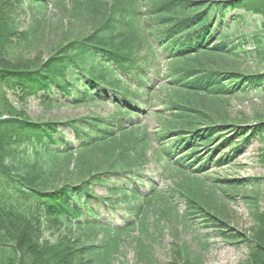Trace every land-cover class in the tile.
Masks as SVG:
<instances>
[{
  "label": "trees",
  "instance_id": "obj_1",
  "mask_svg": "<svg viewBox=\"0 0 264 264\" xmlns=\"http://www.w3.org/2000/svg\"><path fill=\"white\" fill-rule=\"evenodd\" d=\"M63 3L0 0V264H120L125 235L138 230L149 211L162 217L152 200L157 195L168 206L179 201L191 226L211 230L204 243L218 238L245 250L238 264H264V178L233 185L255 190L259 206L251 227L237 231L180 189H156L141 152L146 141L162 140V170L203 173L230 165L255 141L264 143V120L218 122L191 101L169 100L171 128L128 137L147 111V95L166 75V85L201 97V106L264 90V0ZM49 6L56 11L47 20L57 25L56 34L39 49L44 59L28 61L41 47L36 42L44 19L24 30L20 19ZM252 54L260 69L252 75L226 64ZM159 63H172L161 79ZM7 93L49 110L106 104L113 112L35 122L21 118ZM49 225L64 232L56 242L44 237ZM99 233L104 237L97 241ZM156 242L147 233L136 238L132 264H156ZM187 264H202V258H187Z\"/></svg>",
  "mask_w": 264,
  "mask_h": 264
},
{
  "label": "rangeland",
  "instance_id": "obj_2",
  "mask_svg": "<svg viewBox=\"0 0 264 264\" xmlns=\"http://www.w3.org/2000/svg\"><path fill=\"white\" fill-rule=\"evenodd\" d=\"M67 6L70 0H63ZM108 2L109 0H103ZM56 13L55 8L47 7L45 12L35 14V16L26 15L20 19L21 30L33 24L35 18L42 17L43 26L36 42V46H41L38 51L33 49L27 55V60H35L37 57L44 59L42 47L47 45L56 34L57 25L55 22H48L50 15ZM48 22V23H47ZM57 40V39H55ZM257 57L253 54L246 61L240 63L232 61L226 63L228 68H232L239 73L252 75L260 69L257 65ZM170 64L159 63V77L169 72ZM162 73V74H161ZM169 76L166 75L162 80L164 84L156 86L150 94L147 95V111H143V115L139 118L140 125L128 135L129 140L142 136L144 133L156 135L165 129L171 128V113L167 107L169 100L173 102L184 103L191 101L197 106L202 107L205 112L213 114L218 122L241 123L254 125L257 121L264 120V90L259 93L248 94L242 97L219 98L215 103L205 104L201 106L200 98L187 94L181 90H174L172 86L165 83ZM139 95H141L139 93ZM142 96V95H141ZM6 99L11 105L22 113L21 118L31 121H67L72 118L82 117L88 114H110L113 112L111 105H86L82 107H61L60 109L49 110L38 108L37 103L28 101L21 103L18 99L7 93ZM213 98H208L210 101ZM146 111V112H145ZM164 141L150 140L142 144V154L146 158L145 174L153 180L154 186L160 191L169 189L170 187L180 189V192L186 198L195 202L196 205L206 211L214 219H218L224 226L231 229L245 232L252 225V215L260 208L264 209L263 203L257 206L255 190L234 188L236 181L257 180L264 178V143L255 141L250 144L243 154L235 159L230 165L218 168L214 167L203 173H195L189 176L188 173H177L173 168L161 169L158 164L160 149ZM112 148L115 145H111ZM110 148V147H109ZM67 164V163H65ZM238 184V183H237ZM264 195V187L260 189ZM99 196L105 197V194L98 192ZM228 196L235 197L229 199ZM162 195L155 196L152 200L155 206L159 207L163 212L162 217L156 218L152 211H149L143 218L142 226L138 230H131L125 235L127 245L122 250V258L119 259L120 264H132L135 256L132 248L136 238L142 234L154 236L156 243L154 244L152 254L156 264H187V258L191 261L197 256L202 258V264H238L245 256V250L239 248L234 249L230 245L225 244L218 238L211 237L205 240L203 234L209 229L201 230L199 226H191L182 218L183 206L178 201L176 206H168ZM45 238L50 242H56L63 235V230L56 226L49 225L45 231ZM104 237L99 233L97 241ZM184 260L183 263L179 262ZM127 263H126V262Z\"/></svg>",
  "mask_w": 264,
  "mask_h": 264
}]
</instances>
